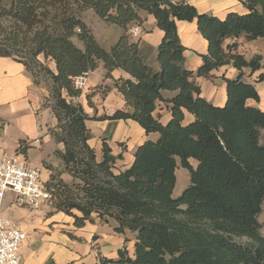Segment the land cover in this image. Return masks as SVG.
Here are the masks:
<instances>
[{
	"label": "trees",
	"instance_id": "trees-1",
	"mask_svg": "<svg viewBox=\"0 0 264 264\" xmlns=\"http://www.w3.org/2000/svg\"><path fill=\"white\" fill-rule=\"evenodd\" d=\"M243 4L244 13L220 18L187 0H0V57L21 63L32 83L45 87L43 106L56 121L49 132L63 144L55 151L62 169L53 170L46 184L51 206L70 216L75 228L112 222L115 233L134 234L131 254L124 246L116 258L99 257L98 264H264L258 221L264 200V110L248 104L259 95L244 71L264 70V53L246 58L239 49L242 40L262 39L264 45V0ZM87 10L121 29L108 49L83 21ZM146 15L163 33L157 69L144 56L140 39L128 34ZM179 21L195 22L206 42L195 70L185 66ZM99 63L106 78L115 69L130 78L114 81L122 109L90 116L76 101L83 91L75 79ZM224 66L237 74L220 77L226 100L218 106L201 95L199 79ZM263 80L264 71L256 77ZM86 100L93 107L91 94ZM103 120H130L156 137L138 145L131 164L121 170L117 162L123 157L107 139L101 141L100 157L89 144L86 123ZM177 159L188 171L189 185L173 197ZM62 173L71 180L64 181Z\"/></svg>",
	"mask_w": 264,
	"mask_h": 264
},
{
	"label": "crops",
	"instance_id": "crops-1",
	"mask_svg": "<svg viewBox=\"0 0 264 264\" xmlns=\"http://www.w3.org/2000/svg\"><path fill=\"white\" fill-rule=\"evenodd\" d=\"M187 1L199 11L210 12L220 18L228 12L246 11L243 4L245 0ZM139 28L140 48L147 61L157 69L158 64L155 61L157 46L163 33L156 27L150 15L144 16ZM177 30L182 44L187 48L185 66L195 70L201 63L199 55L206 51V42L197 32L195 22L179 21ZM92 34L102 47H106L94 32ZM104 42L107 41L104 39ZM108 45L111 46L110 43ZM239 49L246 58L263 54V40L249 42L242 40ZM244 71L245 80L253 84L259 95L258 102L248 100V104L264 110V80L256 82V77L264 70L255 73H250L247 69ZM212 73L216 76L214 82L206 79L199 81L201 95L214 105L222 106L226 100V92L225 83L220 77L224 75L233 78L237 70L224 66ZM105 75L106 70L102 63H99L94 71L84 77L85 83L81 86L83 94L76 101L88 114L89 110L94 109L98 111V115H110L124 107L121 94L114 88V81L119 78H130V75L121 69L113 70L110 78H106ZM45 92L44 88L32 83L21 63L0 57V160L17 153L20 146L25 147L22 154L26 162L41 169L44 179L49 180L53 170L61 169V160L55 155V151H62L63 144L54 141L49 132L56 121L50 108L42 106V96ZM87 94H91L93 107L87 104ZM171 94L165 92L164 96L170 97ZM94 123L106 135L107 141L113 140L114 131L123 126L132 130L127 137L138 139L130 158L122 162V165H118L121 170L131 164L138 145L148 138L156 137L155 134L146 135L139 125L130 120H103ZM109 132L113 135L111 139L108 136ZM111 148L113 149L112 146ZM61 178L66 182L71 180L66 173H62ZM0 215L27 234V240L19 251L21 264H98L99 257L114 259L118 250L129 243V241L124 243V235L113 231L112 222L104 224L95 221L75 228L70 216L55 211L50 204H44L39 209H29L16 204L15 194L12 192L4 194L0 202Z\"/></svg>",
	"mask_w": 264,
	"mask_h": 264
},
{
	"label": "built area",
	"instance_id": "built-area-1",
	"mask_svg": "<svg viewBox=\"0 0 264 264\" xmlns=\"http://www.w3.org/2000/svg\"><path fill=\"white\" fill-rule=\"evenodd\" d=\"M133 37L140 35L139 26L130 29ZM85 76L75 79L78 87L85 83ZM41 169L30 166L21 151L0 160V202L6 192L15 194L16 204L39 209L52 202L51 189L47 187ZM27 234L0 215V264H21L20 248Z\"/></svg>",
	"mask_w": 264,
	"mask_h": 264
},
{
	"label": "rangeland",
	"instance_id": "rangeland-1",
	"mask_svg": "<svg viewBox=\"0 0 264 264\" xmlns=\"http://www.w3.org/2000/svg\"><path fill=\"white\" fill-rule=\"evenodd\" d=\"M82 18H83V21L85 23H87L88 27L91 28V31L94 32L99 37V39L103 42L102 44H104V46H106V47H104L105 49L109 48L110 45H108V43H110L111 45L114 44V42L119 38V36L121 34L120 28H118L115 25L108 24V23L104 22L103 20L98 18L93 13L92 10L85 11L83 13ZM128 34L134 40L138 38V37L137 38L133 37L130 33V30H129ZM104 39H105V41H107L106 43L104 42ZM78 45L81 46V43L78 42ZM215 77H216L215 74H213L212 77H210L209 79H206V80H209L210 82H214ZM202 80L203 79H199V81H202ZM36 86H39V87H42L45 89V87L42 86L41 84L36 85ZM47 97H48V92L46 90V92L42 96V106H43V104H48L45 102V99ZM89 115L90 116H94V115L98 116V111H95L94 109L89 110ZM100 115H103V114H100ZM94 122H96V121H90L88 123L89 126L87 125L90 128L91 133H92V138L89 140V144L92 147H94V149L97 152V156L100 157L101 141L103 138L107 139V137L103 132H101L96 127V123H94ZM114 132H115L114 136L111 135L110 132L108 133V136L110 139L113 136V140L111 139L107 142L110 146L113 147L112 150L115 154L120 153L121 155H124V156H122L123 159L117 162V167H118V165L119 166L122 165V162H126L130 158V155L132 154V151H133L134 144L138 139L136 137H133V138L127 137L128 135H130L132 133V130H130L129 127L123 126V127H120L119 129L115 130ZM135 135L136 134H134V136ZM260 142H261V144L264 145V134L261 135ZM190 163L193 166L196 165V161L194 159H190ZM61 169H62V166H61ZM175 175H176V183H175V187L173 189L172 196L178 197L182 193V191L189 185L188 171L180 166L179 159H177V169L175 171ZM258 221L261 225V234L264 235V200H263V203L261 206V212L258 216ZM123 237H124V243H126L125 239H128V238L130 239V241L133 240L131 243L134 242V234L127 233ZM130 241H129V243H127V245L125 247L129 250V252H132V244L130 243Z\"/></svg>",
	"mask_w": 264,
	"mask_h": 264
}]
</instances>
